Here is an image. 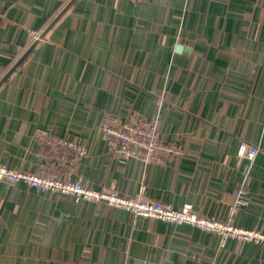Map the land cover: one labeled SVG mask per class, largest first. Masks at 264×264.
<instances>
[{
  "label": "crops",
  "instance_id": "crops-1",
  "mask_svg": "<svg viewBox=\"0 0 264 264\" xmlns=\"http://www.w3.org/2000/svg\"><path fill=\"white\" fill-rule=\"evenodd\" d=\"M132 111L181 155L115 160L102 118ZM37 129L86 144L96 190L227 221L244 188L233 223L264 233V0H0V163L52 165ZM0 264H264V243L0 182Z\"/></svg>",
  "mask_w": 264,
  "mask_h": 264
},
{
  "label": "built area",
  "instance_id": "built-area-1",
  "mask_svg": "<svg viewBox=\"0 0 264 264\" xmlns=\"http://www.w3.org/2000/svg\"><path fill=\"white\" fill-rule=\"evenodd\" d=\"M131 1L138 6L145 0ZM101 132L107 152L121 163L135 158L142 160L146 165H162L174 156L181 155V150L164 138L159 113L146 117L132 111L126 119L107 113L101 121ZM33 138L48 150V158L52 165L42 162L36 172H31L0 163V182L7 184L24 182L38 193L55 192L71 195L77 201L124 209L136 217L158 219L176 225H190L218 235L222 248L230 239L264 243L263 232L242 228L233 223L235 213L247 206L244 188L236 191L229 220L223 221L197 212L191 204L174 208L170 204L152 200L147 194L146 186L141 187L137 196H127L115 189L96 190L86 180L73 178L78 163L88 155L86 144L61 138L49 129H37ZM259 151L258 146L244 143L239 148L238 156L253 160Z\"/></svg>",
  "mask_w": 264,
  "mask_h": 264
}]
</instances>
